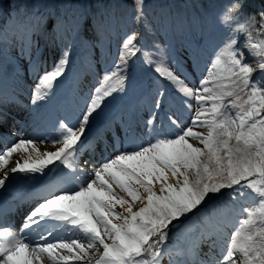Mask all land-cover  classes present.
Masks as SVG:
<instances>
[{
    "label": "rangeland",
    "instance_id": "374dc122",
    "mask_svg": "<svg viewBox=\"0 0 264 264\" xmlns=\"http://www.w3.org/2000/svg\"><path fill=\"white\" fill-rule=\"evenodd\" d=\"M97 1L68 0L67 3H61L63 4L61 6L59 0H0V15L6 12L10 3L13 7L11 13L20 18H26L33 11L47 16L49 11L56 12L58 8H61L66 12V20H64L66 22L68 18H72L70 14L80 19L83 18L82 16H89V10L96 5ZM130 1H133L138 8L135 2L140 3V0ZM211 9L209 7L208 11L210 12ZM232 10L236 12L234 8ZM191 11L192 18L200 21L202 6L193 7ZM114 16V13L107 17L98 14L96 18H93L92 24L96 28L101 27L110 37V33L113 34L117 27L116 23L124 21L123 24L126 26L132 25L141 30L143 43L141 42V47L137 49L133 36L126 38L124 41L125 56L122 57V65L120 64L119 68L115 63L112 65L111 59L100 57L99 48L89 53L92 57H100L99 64L92 65L97 76L101 77L102 87L100 96H98L99 101L117 96L127 97L134 84H137L139 77L143 78L145 74H148L147 71L158 73L162 79L165 78L171 90L183 95H192L190 89L174 83L172 72L175 67L173 68L172 63L170 65L167 63V53L170 47L173 50L174 45L180 44L183 50L187 45L186 39H178L175 43L171 41L163 47L159 40L160 35L155 32L150 20L136 15L130 23L128 19L131 17L117 19ZM263 16L264 11L255 17L252 16L247 23L241 19H224L225 23L222 26H231L230 28L234 29L233 34H230L232 38L226 42L221 34L210 36L216 41V45L223 44L221 46L225 48V51L221 57L217 56L213 72L208 67L196 79L197 86H200L201 81L212 72L206 83H202L200 87L206 103H199L198 98L184 101L187 104L185 114L189 118L186 119L189 123L186 127H182L179 121L172 118L174 121L172 127L180 130L175 133L174 139L178 140H164L166 143L163 144V149L180 175L182 198L174 196L157 198L147 194L146 187L140 183L139 177L125 166L120 157H116L103 167L102 174L111 181V178L106 175L108 171L122 167L124 173L110 187L116 190V196L125 207L132 209L130 217L126 219L122 215L112 216L111 212H107L111 218L106 220L91 207L86 206V212L90 210L92 211L90 213H93L91 233L86 230L82 232L83 236L77 241L62 242L68 246L65 249L59 248L60 243L57 244V242L39 247L45 253L44 264H152L157 257H160L154 254L161 251L163 247L165 248L175 236L181 235L178 221L191 215H194L196 219L198 211H202V215L207 214L209 211L203 212V208L215 196L223 194L232 187L236 191L232 197L226 198L227 201L237 207L240 206L242 196H246L254 205L250 208L246 202L245 207L241 209L248 217L244 223L240 224L239 220L236 222V228L227 241L228 249L241 258L242 264H264ZM20 40L26 42L27 37L22 36ZM68 49L71 50L70 47ZM173 52L176 54L174 50ZM185 53L189 52L185 51ZM67 54L69 57L73 51H67ZM128 57H133L128 61L130 68L127 63ZM66 59H62V63L59 62L60 67L59 64L56 67L55 71L58 70V73L51 72V75H47L41 85L33 88L32 91L39 93L45 88H53L54 78L63 74L64 70H60L62 66L65 69L68 65ZM182 61L184 62L183 58ZM105 66H112V68L103 72ZM187 67L190 71L195 68L191 64H187ZM22 70L24 72V69ZM0 73H2L1 66ZM130 75L133 76L131 82ZM21 80L23 83L26 82L24 78ZM26 84L30 85L27 82ZM105 106L110 108L106 104ZM150 118L151 115L147 116L146 120L150 121ZM70 135L66 143L53 145L56 152L50 159L52 163L56 164V161L61 163L66 150L74 145L78 136L76 133ZM74 138L76 139L73 140ZM17 145L18 143L2 159L0 172L11 175L16 170L19 171L15 155ZM126 157L132 164L136 163L135 157L129 155ZM35 178L36 176L33 177ZM90 184L91 182L88 183L87 188ZM233 189L228 193H231ZM73 195L78 197L79 192ZM76 199L72 201L70 199L65 204L75 205ZM225 202L221 206H212V209L216 207L218 210L224 205L228 206L229 204ZM121 223H123L122 227L119 226ZM81 239H84L82 243L79 241ZM145 252L146 254L143 255Z\"/></svg>",
    "mask_w": 264,
    "mask_h": 264
},
{
    "label": "bare ground",
    "instance_id": "6f19581e",
    "mask_svg": "<svg viewBox=\"0 0 264 264\" xmlns=\"http://www.w3.org/2000/svg\"><path fill=\"white\" fill-rule=\"evenodd\" d=\"M34 108L39 112H42L38 114V121L42 119V116L47 123L51 121L52 113L48 112V110L51 111V109L48 108L47 103L39 104V102H36ZM76 113L77 112H75L74 114ZM96 114L97 111L86 112L85 114L83 113L81 121H79L78 124L79 133L87 132L88 130H90L93 122L96 119ZM117 117L118 116L113 115V118L115 120H112L111 122H103L101 132H98L99 130L93 129L91 131L92 135L90 141L93 138L95 139V136H97V134H100L97 137L101 136L103 143H107L110 147L120 145L125 146L126 148H132L133 143H139L141 141L146 142L147 140H149L148 145L144 146V150L137 151L140 152V154L137 155L135 164H132V162L128 159H123L125 166L139 177L140 183L145 185L146 187L147 194L155 196L157 198L164 196H174L176 198H182L180 190V175L178 171L172 166L169 158L162 150V148L160 146H157L158 143L153 137L154 133L152 128L144 132L139 127H137V130L139 131V140H137L136 138L131 137V131L135 128L134 121L132 119H128L126 115H124L122 119H119ZM42 123L44 124V120ZM19 140L16 141V143L18 142V147H16L17 149L15 151L17 160L16 164L19 167V171L16 170L11 175H7L5 174V172H0V199L5 197V201H2L8 203H11L13 199L16 200V198H14V192H20V189L15 187L16 185L20 184L23 181H26L27 177L32 178L33 175H36V172H43L48 169L49 160L54 152V149L51 145L42 144L43 142L40 139H29L28 141H25L23 143L19 142ZM1 161L2 159H0V164ZM67 168L70 175H73L75 172H78L81 175L79 177L77 175L78 178L73 179V184H76V182L81 178H85V180L88 179V174L90 172H88L85 163L80 168L74 167L70 163ZM109 172L111 181L103 178V176L99 174L98 177L91 181L90 187L85 188V191L82 192L79 197L64 196L55 201L54 205L63 206H56V208L52 206L51 208L49 207L50 209L54 210L51 214L50 221H53L60 217L69 219V217L77 215V217L81 220V223L84 224L87 230L91 233V220L93 219V213H90L92 212L90 210L86 212V206L91 207L93 211L99 213L100 216H102L103 219L106 218V220H109L111 218V216L109 215L110 212L113 214L112 216L122 215L126 219H128L132 213V209L129 207H125L122 201L119 200V198L116 196V190H112V187H110L114 185L113 182H115L119 178V176L124 173L122 167H120L119 169L112 168L111 170H109ZM24 183L28 182L26 181ZM74 198H77L75 201V205L65 204L70 199L71 201L74 200ZM30 200H32V198ZM61 208H64L65 210H61ZM72 221L74 220L70 218L69 222ZM119 226L122 227L123 223L119 224ZM191 226L192 227L189 230V236L191 242L193 243L195 254L200 256H204L205 254L207 260L211 264H242L241 258H239L234 252L220 253L222 252V249H220L219 247L207 246L202 244L203 241L201 237H198L200 233L197 231L196 225L194 224ZM9 245L10 244H8L7 247H10ZM67 247V245L63 244L60 245L59 248L65 249ZM2 251L3 249H1L0 253ZM16 255L17 262H15V264H44L43 259H46L45 255L42 252L38 250L33 251L29 249H23L22 246L18 248V252L16 253ZM8 258L9 256H6L5 259L7 260ZM190 259L191 262L183 261L181 264H194L195 255H191ZM0 264H2V262Z\"/></svg>",
    "mask_w": 264,
    "mask_h": 264
},
{
    "label": "trees",
    "instance_id": "16d2710c",
    "mask_svg": "<svg viewBox=\"0 0 264 264\" xmlns=\"http://www.w3.org/2000/svg\"><path fill=\"white\" fill-rule=\"evenodd\" d=\"M61 3H67L68 0H60ZM98 1H102V0H98ZM118 1V3H120V5H122V7L127 8V14L129 13H135L136 10H138L141 14H144L146 9L149 8L150 6H154V5H160V6H164V5H173L176 4L178 2H183L184 3V7H186L188 5V2L192 1V0H140V3H136V5L138 6V8H136L135 4L133 1L130 0H115ZM239 2V7L237 9L236 12H230L228 15H230L229 17H227V19H241L244 20L246 17L252 15L251 13H254L255 10H253L250 6V3H255V4H260L263 2V0H238ZM184 8L181 7L180 11H183ZM93 13L94 10H91ZM181 13V12H180ZM233 14V15H231ZM241 15V18H240ZM254 15V14H253ZM232 24V23H231ZM229 27H225V26H221V30L224 31L227 34H233V30ZM207 31V30H204Z\"/></svg>",
    "mask_w": 264,
    "mask_h": 264
}]
</instances>
